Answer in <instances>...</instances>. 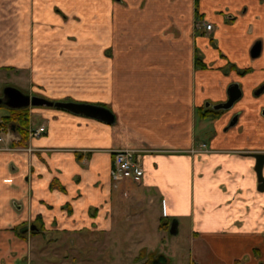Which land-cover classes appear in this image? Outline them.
Segmentation results:
<instances>
[{
  "label": "crops",
  "instance_id": "crops-1",
  "mask_svg": "<svg viewBox=\"0 0 264 264\" xmlns=\"http://www.w3.org/2000/svg\"><path fill=\"white\" fill-rule=\"evenodd\" d=\"M8 66L45 81L39 97L100 105L114 120L29 105L40 135L20 145L14 127L0 131V264H28L31 235L20 230L32 223L110 231L117 148L135 149L142 172L129 201H159L161 228L189 221L193 263L264 264V189L244 154L264 153V93L252 95L264 80V0H0ZM231 82L241 114L223 132L227 115L198 111Z\"/></svg>",
  "mask_w": 264,
  "mask_h": 264
},
{
  "label": "rangeland",
  "instance_id": "rangeland-1",
  "mask_svg": "<svg viewBox=\"0 0 264 264\" xmlns=\"http://www.w3.org/2000/svg\"><path fill=\"white\" fill-rule=\"evenodd\" d=\"M30 75L27 70H16L11 66L0 69V95L6 85L15 86L24 93L34 91L35 95H46L42 92L47 87L45 81L35 79L31 81ZM7 112V107L1 105L0 117ZM33 118L37 124L39 118L35 115ZM0 131L9 133L11 127L4 124L0 127ZM206 136L205 139L209 138V132ZM204 146L205 144L202 143L201 147ZM131 183L138 182L132 181L131 178H122L114 182L111 179L113 194L115 193L114 199L117 203L115 207L113 203L110 231H89L88 229L68 232L44 231L42 227L38 229L40 226L38 223H32L39 232L30 234L28 264H144L146 255L137 258L141 249H145V252L164 253L171 258V264L193 263L189 221L181 219L179 231L176 234L169 233L168 227L161 228L158 225L159 201H155V205L150 204L147 193H141L137 201L130 202ZM132 211L140 217L135 219L131 215Z\"/></svg>",
  "mask_w": 264,
  "mask_h": 264
},
{
  "label": "water",
  "instance_id": "water-1",
  "mask_svg": "<svg viewBox=\"0 0 264 264\" xmlns=\"http://www.w3.org/2000/svg\"><path fill=\"white\" fill-rule=\"evenodd\" d=\"M260 50V43H255L251 49V55L257 56ZM227 99L224 102L216 103L212 105L213 109H226L230 107L234 101H236L241 96V90L237 83L233 82L227 86ZM4 105L7 108H22L31 106H54L58 108H62L68 112L84 115L88 117L95 118L97 120L112 123L114 120L113 114L103 106L84 103V102H71V101H50L45 98L29 95L21 91L19 88L15 86H5L2 89V94L0 95V106ZM208 105V103H206ZM13 128V126H12ZM255 157L254 171L258 181V189H264V178L262 175V168L264 166V154L263 153H249ZM37 227L34 224L29 225V227H24V229L20 230V232H26L27 230H36ZM169 233L176 234L177 233V223L175 220H172L169 225Z\"/></svg>",
  "mask_w": 264,
  "mask_h": 264
},
{
  "label": "trees",
  "instance_id": "trees-1",
  "mask_svg": "<svg viewBox=\"0 0 264 264\" xmlns=\"http://www.w3.org/2000/svg\"><path fill=\"white\" fill-rule=\"evenodd\" d=\"M195 63H197L198 66H202L200 63V59L198 57L195 58ZM229 67L235 69L237 73H239L240 75L247 72V69H237V67H235L234 65H231ZM55 108L64 110L58 107ZM198 112L203 117L207 116L208 114H212V118H215L219 113L211 109H206L205 107H200ZM4 124H7V127L8 126L14 127L15 131L19 135V140L17 142L18 144L20 145L25 144L28 137L29 107H22L15 109L8 108V114L1 117L0 119V127L4 126ZM162 225L163 224L160 223V226ZM40 228L41 226H38L39 230ZM31 232L32 234L37 233L36 230H33ZM144 255H146V260L144 261V264H171L172 262L171 258L164 253L156 252V251L145 252V249H141L137 258H141ZM191 264H196V263H191ZM233 264H243V263L240 260H235Z\"/></svg>",
  "mask_w": 264,
  "mask_h": 264
},
{
  "label": "built area",
  "instance_id": "built-area-1",
  "mask_svg": "<svg viewBox=\"0 0 264 264\" xmlns=\"http://www.w3.org/2000/svg\"><path fill=\"white\" fill-rule=\"evenodd\" d=\"M204 25L205 29L211 28V23L208 22H198L196 24L197 28ZM44 130V126H39L37 128H28V135L38 136ZM141 169L138 161L136 160V150L131 148H117L112 150V181H119L122 178H131L132 181L136 183L141 180ZM115 186V184H114Z\"/></svg>",
  "mask_w": 264,
  "mask_h": 264
},
{
  "label": "flooded vegetation",
  "instance_id": "flooded-vegetation-1",
  "mask_svg": "<svg viewBox=\"0 0 264 264\" xmlns=\"http://www.w3.org/2000/svg\"><path fill=\"white\" fill-rule=\"evenodd\" d=\"M233 83V82H231ZM230 84V83H229ZM239 85V84H238ZM8 86V85H6ZM5 87V86H4ZM240 87V86H239ZM241 90V88H240ZM264 93V80L259 83L252 91V95L254 97H258L260 95H262ZM2 94V92H1ZM242 98V91H241V96L233 102V104L226 108V109H223V108H220V109H213L212 108V105L213 104H216V103H209L208 102V105L205 104V108L206 109H211V110H214V111H217L219 112L217 114V116L215 117L216 119L220 118V117H223L225 115H227V121L225 122V124L223 125L222 127V130L223 132H227L230 128L234 127L237 122H238V118L240 117V114L241 112L240 111H234L233 108L235 106V104ZM227 99V96L224 100L220 101V102H217V103H221V102H224L226 101ZM8 109V108H7ZM260 115L264 117V106H261L260 108ZM204 117H209V118H212V114H208L207 116H204ZM249 153H262V152H259V151H248V152H245L244 154H249ZM264 154V153H263ZM264 168V166H263ZM263 168H262V175H263ZM263 178H264V175H263ZM30 234H32L31 230H29ZM36 232H39L38 229H36ZM37 234V233H36ZM33 235V234H32Z\"/></svg>",
  "mask_w": 264,
  "mask_h": 264
}]
</instances>
